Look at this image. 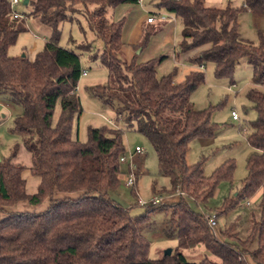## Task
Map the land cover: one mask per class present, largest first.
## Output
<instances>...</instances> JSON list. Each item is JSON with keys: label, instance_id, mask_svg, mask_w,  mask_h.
Returning a JSON list of instances; mask_svg holds the SVG:
<instances>
[{"label": "trees", "instance_id": "trees-1", "mask_svg": "<svg viewBox=\"0 0 264 264\" xmlns=\"http://www.w3.org/2000/svg\"><path fill=\"white\" fill-rule=\"evenodd\" d=\"M139 1L22 3L30 8L22 12L25 17L37 18L51 30L44 49L29 59L9 54L27 27L24 18L10 14V0H0V96L8 95L10 104L23 108L15 116L14 127L28 134L24 145L32 155L29 169L40 179L37 191L30 193L24 176L26 167L14 161L16 150L0 159V264H249L246 257L254 264H264V93L252 88L248 94L257 111L247 133L249 144L256 150L248 161V174L237 195L215 208L218 217L241 200L259 195L261 218L253 227L257 248L251 249L250 240L232 234L228 235L235 241L220 239L200 210L222 181H232L234 161H226L211 175L205 173L204 160L194 164L187 161L193 140L216 133L210 110L197 109L191 100L205 81L202 67L212 62L216 76L233 79L237 64L245 57L253 66L255 84L264 85V31H259L257 43L239 32L245 6L264 14V0H245L243 7L231 3L219 7L206 0H160L158 6L182 24L176 57L210 45L188 59L198 68L181 82L175 81L176 68L158 75L157 64L165 55L144 62L122 57L126 18L113 19V11L121 4ZM76 14L85 17L104 44L102 52L93 58L108 68L109 78L105 84L91 87V92L115 108L116 120L122 121L126 130L135 127L150 140L158 155L159 172L169 179L170 185L163 191L179 193V202L151 205L145 213L132 216L129 208L110 195L119 184L124 163L120 158L127 151L122 127L116 123L112 127H90L87 142L73 138L75 118L82 112L77 88L83 69L80 55L59 42L61 23L73 20ZM153 31H144L137 49L147 46ZM58 102L61 111L54 123ZM24 200L35 206L48 200V206L37 211L10 210L11 205ZM162 207L170 212L166 227L170 235H176L178 247L154 259L149 257L150 244L140 227L150 212ZM199 244L218 260L205 257L190 261L182 250Z\"/></svg>", "mask_w": 264, "mask_h": 264}, {"label": "rangeland", "instance_id": "rangeland-1", "mask_svg": "<svg viewBox=\"0 0 264 264\" xmlns=\"http://www.w3.org/2000/svg\"><path fill=\"white\" fill-rule=\"evenodd\" d=\"M151 1L146 0V3ZM233 2L234 6L243 7L245 0H233ZM216 6L221 7V5ZM16 10L22 13L29 11L30 8L19 4L16 6ZM125 16L127 19L130 17L127 13H125ZM29 17L27 30L19 34L16 43L9 49L11 56L26 55L29 59H34L37 53L44 49L45 43L50 40V28L44 25L41 26L34 17ZM113 19H115L114 15ZM175 22L174 46L177 48L176 46L179 45L182 39V24L178 19ZM258 22V24H262L259 31H264V23ZM239 23L241 36L257 43L259 41V31L256 29L254 17L249 14L247 9L241 12ZM157 24L158 22H155L154 25ZM60 27V46L75 50L80 55L82 69L87 71V74L80 78L77 88L82 112L75 118L73 138H78L81 142H87L90 127H112L109 120H113L123 129L126 148L134 149L137 145H140L144 149V155H136L133 160V172L136 173L137 177L136 187L126 185V179L129 175V162H124L121 164L119 184L110 190L112 198L124 207L129 208L132 216L143 214L151 207L150 203L147 205L140 203L141 200L148 202L155 196L162 197V204L157 205L158 207H161V205L170 206L179 202L181 199L179 193L169 194L163 191L164 188L169 187V179L159 172L158 155L150 140L144 134L138 132L135 127L126 130L123 122L116 120L115 108L105 104L90 90L95 85L105 84L109 78L108 68L99 59L93 58L95 54L102 52L103 41L91 30L85 17L81 14H76L73 20L62 22ZM145 28H152V25ZM87 44L91 45V48H85L84 45ZM127 47H130V44H127ZM173 48L166 47L163 54L167 55L170 61L172 60L173 70L177 69L175 81L181 82L191 70L198 67H193L189 62L180 63L177 61L178 59L175 60L177 50L174 53ZM139 51L140 48L136 50V52ZM121 55L124 59H127L123 49ZM201 69L205 74V81L193 92L191 100L197 109L210 110L211 119L216 125V133L212 137L193 140L190 144L187 161L194 164L204 160L207 175H211L217 167L226 161L233 160L235 163L232 181H222L212 199L206 205L200 206V209L209 214H216L215 208L221 207L229 196L237 195L243 185V180L248 174V161L256 150L249 144L247 133L251 122L257 118V111L248 94L252 88H257L264 93V85L255 84L253 66L245 57L237 64L233 79L216 76L215 65L212 62L207 63ZM232 80L235 83H232ZM8 97L5 94L0 96V159L10 157L13 151L16 150L14 161L26 167L24 176L30 182V179L36 176L30 172L32 155L24 145V139L28 134L17 131L14 127L15 116L20 114L23 108L20 105L10 104ZM60 111L61 107L58 102L53 118L54 123L57 121ZM233 111L239 115L238 120L233 118ZM30 188L32 187L30 186ZM260 200L259 195L245 198L228 212L216 216L217 225L214 231L217 237L232 242L235 240H232V237L228 235L232 234L240 240H250L249 246L251 249L257 248L258 237L253 234V227L255 222L261 218ZM247 203L249 204L247 205ZM25 204L23 207L21 204H13L10 206V210H44L46 207V205L41 208L34 207L35 205L30 203L29 206L27 202ZM169 214L170 212L165 207L158 208L150 212L148 220L140 227L141 233L150 244V258H161L168 249L175 250L178 247L176 235H170L166 227ZM3 215L4 213L1 214V216ZM182 251L193 262L205 257L218 260L203 244ZM246 259L249 264H254L249 257H246Z\"/></svg>", "mask_w": 264, "mask_h": 264}, {"label": "crops", "instance_id": "crops-1", "mask_svg": "<svg viewBox=\"0 0 264 264\" xmlns=\"http://www.w3.org/2000/svg\"><path fill=\"white\" fill-rule=\"evenodd\" d=\"M159 2L160 0H152L151 2L146 3V0H141L140 2L136 4H121L114 9L113 15L116 20H119L123 17L126 18L125 13H127L130 16L128 19L126 18L124 29H123L124 44H123L122 49L126 53V56H127L126 60L131 61L133 58H136L138 62H144V61L159 57L161 55H164L163 51L166 49V47L167 48L174 47L173 52L176 53L175 51L176 48L174 46L175 45L174 37H175V31H176V22H175L176 18L173 14L159 7L158 6ZM206 2L210 5H221V7H223L224 5L228 3L235 5L233 0H227V1L226 0H206ZM244 6H245V2H244ZM245 9H247L249 14H251L254 17L255 26L257 27L256 29L259 31L262 24H258L259 23L258 21H260V23H264V14L259 13L255 10H252L250 8H247L246 6H245ZM150 15L156 16V19L153 22H148L147 20L148 16ZM161 15H165L166 18L165 19L162 18ZM223 18H224L223 15L220 16V21H222ZM35 19H36V22L40 24L38 19L37 18ZM29 20H30V17L28 16L27 20H25L26 26H28L27 23L29 22ZM155 22H158V24L154 25ZM150 25H152V28H145L146 26H150ZM147 29L154 30L152 32V36L150 37V40L147 46H145L144 48H140V51L136 52L137 50L136 46L140 43L144 35V31ZM239 32H240V24H239ZM127 44H130V47H127ZM209 47L210 45L207 44V45L192 49L190 51L181 53L179 56L177 57L175 56V60L178 59L177 61H179L180 63H187L188 59L191 56ZM194 66L195 65H193V67ZM156 70L159 76L168 74L169 72L173 71L172 60L170 61L167 56L164 60H162L161 62L157 64ZM39 182H40V179L38 177L31 178L30 182L27 179L28 192L30 193L36 192ZM30 186L32 188H30ZM26 202L28 205L29 202L28 201ZM26 202L24 200V201L18 202L17 204H21V206L23 207L26 205L25 204ZM43 205H46L47 207L48 200H45L42 204L38 206H34V207L41 208L43 207ZM33 211H37V210H33Z\"/></svg>", "mask_w": 264, "mask_h": 264}, {"label": "built area", "instance_id": "built-area-1", "mask_svg": "<svg viewBox=\"0 0 264 264\" xmlns=\"http://www.w3.org/2000/svg\"><path fill=\"white\" fill-rule=\"evenodd\" d=\"M141 1V0H140ZM139 1V2H140ZM23 0H10V14L14 17V18H24L25 20H27V17H25L23 15V13L19 12L16 10V6L19 4H22ZM162 18H166L165 15H161ZM156 19V16L150 15L148 16L147 20L148 22H153ZM87 74L86 70H82V76H85ZM232 116L234 119L238 120L239 119V115L237 114V112L233 111L232 112ZM109 122L113 125H116L115 122L113 120H109ZM117 126V125H116ZM136 155H144V149L140 146L137 145L134 149L132 148H127V151L124 155L121 156L120 160L122 162H129L130 165V172L129 175L126 179V185L128 187H133L136 182H137V177H136V173L133 172V160L135 158ZM163 198L162 197H153L150 201L148 202H143L142 200L139 201L140 203H142L143 205H147L150 203V205H160L162 204ZM249 203H247L248 205ZM205 220L207 221L208 225L214 230L215 226L217 225V217L216 214H209L208 212L200 209Z\"/></svg>", "mask_w": 264, "mask_h": 264}, {"label": "water", "instance_id": "water-1", "mask_svg": "<svg viewBox=\"0 0 264 264\" xmlns=\"http://www.w3.org/2000/svg\"><path fill=\"white\" fill-rule=\"evenodd\" d=\"M24 4H28V0H24L23 1ZM172 253V249H168L165 254H171Z\"/></svg>", "mask_w": 264, "mask_h": 264}]
</instances>
